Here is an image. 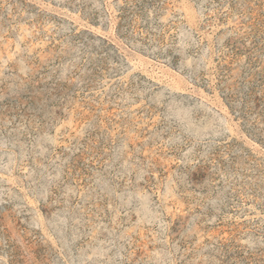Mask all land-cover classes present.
Instances as JSON below:
<instances>
[{
    "label": "rangeland",
    "instance_id": "1",
    "mask_svg": "<svg viewBox=\"0 0 264 264\" xmlns=\"http://www.w3.org/2000/svg\"><path fill=\"white\" fill-rule=\"evenodd\" d=\"M0 264H264V0H0Z\"/></svg>",
    "mask_w": 264,
    "mask_h": 264
}]
</instances>
